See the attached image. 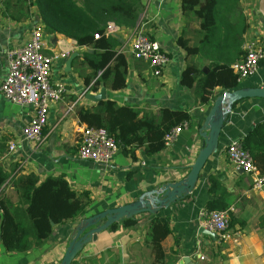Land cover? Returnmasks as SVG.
Here are the masks:
<instances>
[{"label": "crops", "instance_id": "obj_1", "mask_svg": "<svg viewBox=\"0 0 264 264\" xmlns=\"http://www.w3.org/2000/svg\"><path fill=\"white\" fill-rule=\"evenodd\" d=\"M15 4L16 0H11ZM146 4L140 15V27L157 40L169 55V63L162 77L153 74L149 65L135 59L127 51V86L118 91L106 88V98L120 105H132L157 113L160 108L186 109L194 117L170 147L148 156L145 148L136 150L135 157L121 150L109 164H98L83 160L78 155L80 129L84 126L76 115L77 106H92L97 102L89 98L98 94L88 90L83 78L65 61L60 78L67 85L64 98L51 106L48 123L43 129V141L39 146L27 141L22 127L32 118L34 107L9 101L0 92V141H4L7 152L0 163L6 170L17 174H35L40 181L50 176H64L78 194L86 192L90 203L77 220L54 226V230L43 246L25 252H7L0 245V264H60L72 239L78 222L109 208L136 201L144 192L154 188L169 176L180 178L189 171L202 146L199 127L204 122L216 96L225 91L214 89L215 95L209 103L201 104L194 88L181 85L182 71L194 64L204 72L209 62L197 56H188L178 44L184 29L188 36L195 34L198 23L188 21L182 13L180 0H144ZM14 7V5H13ZM23 13L5 15L0 0V83L7 75V55L11 48L25 44L33 26V18L39 14L36 6L23 7ZM242 8L250 28L247 37L257 36L264 42V0H242ZM28 11V16L23 14ZM19 17V18H18ZM187 25V26H186ZM132 30L122 28L116 38L127 44ZM48 47H73L75 57L91 52L86 46L59 33H50ZM48 50V49H47ZM198 58V59H197ZM62 75V76H61ZM264 81V61L259 70L240 82V87L261 86ZM264 119V98H247L237 102L220 135L219 149L201 171L193 192L184 199L163 208L157 213H143L138 225L109 228L98 234L97 240L88 243L72 264H153V255L146 247L144 235L146 223L156 215L168 216L171 233L163 241L167 264H264V193L251 189V181L245 174L235 171L226 156V147L233 139L243 138L255 124ZM16 144L8 151V143ZM218 177L235 194L233 215L237 219L232 231L238 234V244H215L213 236L200 225L199 214L207 201L209 176ZM18 204L19 197L11 180L3 192ZM201 256L204 258L202 259Z\"/></svg>", "mask_w": 264, "mask_h": 264}, {"label": "trees", "instance_id": "obj_2", "mask_svg": "<svg viewBox=\"0 0 264 264\" xmlns=\"http://www.w3.org/2000/svg\"><path fill=\"white\" fill-rule=\"evenodd\" d=\"M4 14L15 16L36 6L48 33H59L76 41L79 46L92 49L75 57L73 68L91 91L102 86L118 91L126 88L128 62L120 51L119 39L106 33L112 22L127 29H139L144 0H1ZM182 13L189 21L198 23L196 41L185 28L178 44L188 56H197L209 62L204 72L194 64L182 71L180 83L194 88L201 104L209 103L216 87L234 90L240 85L233 64L244 54L246 35L250 28L242 8V0H180ZM14 5V7H13ZM28 16V11L23 14ZM19 18V17H18ZM187 26V25H186ZM98 35V37H96ZM79 121L87 126L104 128L115 138L120 150L135 157L136 150L145 148L148 156L165 148L166 134L183 121H192L186 109L162 107L157 113L132 105H120L113 99H104L92 106H77ZM254 162L264 173V119L258 121L241 138ZM7 152L0 141V161ZM11 180L19 197L15 204L2 192ZM208 211L225 210L235 201V194L216 176H209ZM90 203L89 195L75 192L64 176H50L40 181L35 174L13 175L0 163V245L7 252L25 253L44 245L55 225L77 220ZM139 217L126 218L109 227H134ZM237 219L232 214L230 227ZM144 240L153 255V264H167L163 241L171 233L168 216L156 215L146 223Z\"/></svg>", "mask_w": 264, "mask_h": 264}, {"label": "built area", "instance_id": "obj_3", "mask_svg": "<svg viewBox=\"0 0 264 264\" xmlns=\"http://www.w3.org/2000/svg\"><path fill=\"white\" fill-rule=\"evenodd\" d=\"M33 20L27 42L11 48L8 52V71L0 83V92L12 103L34 107L32 118L22 127V134L27 141L39 146L43 141V129L48 123L51 106L60 102L67 93L66 83L55 79V72L60 67L63 70L64 63L73 55L74 48L65 46L66 42L61 40L57 43L62 45L60 48L48 47L50 33L46 32L39 15ZM122 28L124 27L110 22L106 33L117 37L116 34ZM130 30H132L131 36L127 44L121 43L120 51L125 55L128 51L133 58L145 61L155 76L162 77L164 68L170 60L168 53L157 40L143 30ZM244 49L245 54L233 64V70L238 76L239 83L256 73L264 61V42L259 37L246 38ZM261 87L264 88V81ZM190 125L191 122L186 120L173 127L164 138L165 148L170 147ZM15 148L16 144L13 141L8 143L9 152ZM119 150L117 141L106 129L85 124L81 127L78 148V155L81 159L98 164H109ZM226 156L235 171L249 177L253 191L264 193V173L258 168L241 139H233L227 145ZM234 212L233 205L225 210L208 211L205 208L201 210L200 225L213 236L215 244L239 243L238 234L234 233L230 227L231 216ZM201 258L204 257L201 256Z\"/></svg>", "mask_w": 264, "mask_h": 264}, {"label": "water", "instance_id": "obj_4", "mask_svg": "<svg viewBox=\"0 0 264 264\" xmlns=\"http://www.w3.org/2000/svg\"><path fill=\"white\" fill-rule=\"evenodd\" d=\"M75 56L76 54H73L67 59L69 67H71ZM90 97L95 102L104 100L106 98V87L103 86L98 94H90ZM247 98H264V88L261 86H239L237 89L225 90L216 96L204 122L199 127L202 146L190 167V171L180 178L177 174L165 178L132 203L109 208L82 218L76 226L60 264H72L84 246L96 241L98 234L111 225L120 223L126 218L137 217L143 213H157L190 195L196 187L201 171L207 161L219 149L220 135L233 110V106Z\"/></svg>", "mask_w": 264, "mask_h": 264}, {"label": "rangeland", "instance_id": "obj_5", "mask_svg": "<svg viewBox=\"0 0 264 264\" xmlns=\"http://www.w3.org/2000/svg\"><path fill=\"white\" fill-rule=\"evenodd\" d=\"M38 15H39V14H38ZM38 15H37V16H38ZM191 35H192V37H191V38H192V41L195 42V41H196V37H195V35H193V34H191ZM197 59H198V58H197ZM200 60H201V59H200ZM201 61H205V60H201ZM74 71H76V70L74 69ZM61 73H62V70H61V67H60L59 70H57V73H56L58 78H60L59 76H60ZM61 76H62V75H61ZM55 79H56V75H55Z\"/></svg>", "mask_w": 264, "mask_h": 264}]
</instances>
